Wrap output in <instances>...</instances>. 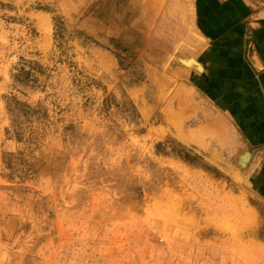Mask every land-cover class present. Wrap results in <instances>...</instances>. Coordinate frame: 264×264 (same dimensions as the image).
<instances>
[{
    "label": "rangeland",
    "instance_id": "rangeland-1",
    "mask_svg": "<svg viewBox=\"0 0 264 264\" xmlns=\"http://www.w3.org/2000/svg\"><path fill=\"white\" fill-rule=\"evenodd\" d=\"M253 238L263 0H0V264H231Z\"/></svg>",
    "mask_w": 264,
    "mask_h": 264
},
{
    "label": "crops",
    "instance_id": "crops-1",
    "mask_svg": "<svg viewBox=\"0 0 264 264\" xmlns=\"http://www.w3.org/2000/svg\"><path fill=\"white\" fill-rule=\"evenodd\" d=\"M237 12H234V14H232L231 16H234V18L232 19H227V21H229V23L231 22V24H234L233 22H236L238 21L236 19V15ZM230 25V24H229ZM247 242H252V238L250 239V241H247ZM253 242H254V245H255V252L253 253L252 250H251V247L249 245H247V248L245 249V251L243 252V255L242 257H240V259L236 262H231V264H264V240L261 239V238H253ZM206 257L208 256V254H206ZM204 257V255H203ZM209 260L212 262V263H209V264H219V260H220V257H216L214 255V253H212L210 256H208ZM225 259V263L224 264H229L230 263V259L227 257V258H224Z\"/></svg>",
    "mask_w": 264,
    "mask_h": 264
},
{
    "label": "bare ground",
    "instance_id": "bare-ground-1",
    "mask_svg": "<svg viewBox=\"0 0 264 264\" xmlns=\"http://www.w3.org/2000/svg\"><path fill=\"white\" fill-rule=\"evenodd\" d=\"M193 62H195V61L192 58H190L189 60L185 61L186 64H190V63H193ZM198 67H200V66L198 65Z\"/></svg>",
    "mask_w": 264,
    "mask_h": 264
},
{
    "label": "water",
    "instance_id": "water-1",
    "mask_svg": "<svg viewBox=\"0 0 264 264\" xmlns=\"http://www.w3.org/2000/svg\"><path fill=\"white\" fill-rule=\"evenodd\" d=\"M264 1V0H263Z\"/></svg>",
    "mask_w": 264,
    "mask_h": 264
}]
</instances>
